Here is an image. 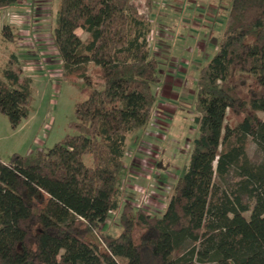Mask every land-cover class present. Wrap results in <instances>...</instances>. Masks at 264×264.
Here are the masks:
<instances>
[{
  "label": "trees",
  "instance_id": "obj_1",
  "mask_svg": "<svg viewBox=\"0 0 264 264\" xmlns=\"http://www.w3.org/2000/svg\"><path fill=\"white\" fill-rule=\"evenodd\" d=\"M22 1L0 0V9ZM152 7L58 0L52 42L80 98L51 148L0 160V264H264V0H230L216 51L199 70L188 163L163 212L124 204L120 232L101 233L118 208L126 141L150 120L159 80L146 38ZM0 36L15 39L9 25ZM16 66L11 54L0 79V114L12 131L32 102V80ZM228 111L240 118L233 129Z\"/></svg>",
  "mask_w": 264,
  "mask_h": 264
},
{
  "label": "rangeland",
  "instance_id": "obj_2",
  "mask_svg": "<svg viewBox=\"0 0 264 264\" xmlns=\"http://www.w3.org/2000/svg\"><path fill=\"white\" fill-rule=\"evenodd\" d=\"M57 3L24 0L0 10V31L9 25L15 37L8 43L0 36V79L9 56L14 54L17 71L32 80L31 118L26 127L13 133L0 114L3 162L9 161L15 148L16 154L25 153L33 137L35 144L42 142L44 149L51 148L68 133L67 126L74 119L80 82L63 76L53 46ZM138 6L140 12H146L143 2ZM229 6L230 0H153L146 38L150 55L158 63L159 80L150 87L154 101L147 127L126 141L118 208L102 225L104 235L114 237L120 232L119 214L124 204L133 206L134 211L160 215L168 203L173 185L186 169L197 134L193 100L199 70L216 51ZM77 35L82 42L87 39L81 30ZM257 116L264 121V112ZM239 121L231 112L226 113L229 128H235ZM246 153L252 162L262 160L261 151L250 139Z\"/></svg>",
  "mask_w": 264,
  "mask_h": 264
},
{
  "label": "crops",
  "instance_id": "obj_3",
  "mask_svg": "<svg viewBox=\"0 0 264 264\" xmlns=\"http://www.w3.org/2000/svg\"><path fill=\"white\" fill-rule=\"evenodd\" d=\"M15 5H17V4H15ZM6 8H8V7H6ZM2 9H5V8H2ZM2 9H0V10H2ZM30 118L31 117L29 116V118L26 121H23V123L18 127V129L16 131H12V132L13 133H18V131H21L24 127H26V124L28 123V121L30 120ZM34 139H35V137H33V140ZM33 140L31 142L30 147H28V149H26L27 151L25 153L20 154V155L27 156V155L31 154L32 152H34L35 150H40V149H44L45 148L44 145L42 144V142L39 143V145H37V144L34 143ZM21 149H23V148H21ZM21 149L19 148V151ZM12 151H13V153H17L16 148L13 149ZM21 152H23V151H21Z\"/></svg>",
  "mask_w": 264,
  "mask_h": 264
}]
</instances>
